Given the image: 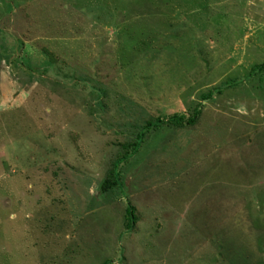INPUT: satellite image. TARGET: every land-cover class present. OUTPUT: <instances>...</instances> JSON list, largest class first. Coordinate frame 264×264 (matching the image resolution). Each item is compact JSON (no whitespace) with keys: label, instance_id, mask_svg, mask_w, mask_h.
<instances>
[{"label":"rangeland","instance_id":"rangeland-1","mask_svg":"<svg viewBox=\"0 0 264 264\" xmlns=\"http://www.w3.org/2000/svg\"><path fill=\"white\" fill-rule=\"evenodd\" d=\"M261 64L264 0H0V264H264Z\"/></svg>","mask_w":264,"mask_h":264},{"label":"trees","instance_id":"trees-1","mask_svg":"<svg viewBox=\"0 0 264 264\" xmlns=\"http://www.w3.org/2000/svg\"><path fill=\"white\" fill-rule=\"evenodd\" d=\"M258 68L264 69V64L259 65ZM208 96H211V93ZM208 96L205 98H208ZM200 113H201V111L198 109L194 112V114L192 116H187V114L184 111H182V112L176 113L174 115H171L169 117H159L157 119V121L150 122L148 124V126H154V125H157L158 123L169 124V125L178 124V125L192 126V125L196 124V122L200 116ZM135 145L138 146L139 144L136 143ZM118 182L119 181L117 178L115 180L106 179L103 182L102 189L104 191H107V190L111 189L113 186H115L116 184H118ZM135 222H137L135 207H133L132 205H129L127 208V226L129 228H133Z\"/></svg>","mask_w":264,"mask_h":264}]
</instances>
